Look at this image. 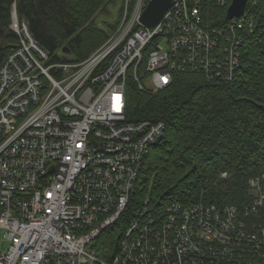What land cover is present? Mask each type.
I'll return each mask as SVG.
<instances>
[{"label":"built area","instance_id":"built-area-1","mask_svg":"<svg viewBox=\"0 0 264 264\" xmlns=\"http://www.w3.org/2000/svg\"><path fill=\"white\" fill-rule=\"evenodd\" d=\"M137 1L125 0L123 23L150 0ZM172 1L157 25L134 21L78 63L54 61L12 16L19 44L0 66V264L264 261V173L249 179L255 199L243 210L200 200L172 203L158 219L145 208L115 246L97 245L126 212L143 158L164 135L163 123L127 122L128 80L156 91L175 72L238 78L241 32L253 26L246 11L209 27L204 8L232 0Z\"/></svg>","mask_w":264,"mask_h":264},{"label":"trees","instance_id":"trees-1","mask_svg":"<svg viewBox=\"0 0 264 264\" xmlns=\"http://www.w3.org/2000/svg\"><path fill=\"white\" fill-rule=\"evenodd\" d=\"M114 1L0 0V66L19 44L10 28L13 8L54 61H67L61 56L64 46L82 61L108 39L94 15ZM227 8L205 7L207 25L226 24ZM245 11L253 26L241 32L235 82L207 81L202 72H175L169 86L154 91L128 80L127 122L163 123L165 131L143 158L126 212L103 233L98 246L117 242L145 208L160 219L172 203L190 206L203 200L239 210L253 203L248 182L264 170V0H248ZM224 171L227 178L220 177Z\"/></svg>","mask_w":264,"mask_h":264},{"label":"rangeland","instance_id":"rangeland-1","mask_svg":"<svg viewBox=\"0 0 264 264\" xmlns=\"http://www.w3.org/2000/svg\"><path fill=\"white\" fill-rule=\"evenodd\" d=\"M173 1H171V4H172ZM138 1L137 0H133V5H131L130 7H135L137 5ZM149 3V2H148ZM124 5H125V0H115L113 3H109L107 6H106V11H103V12H98L97 14L94 15V23L97 27L99 28H102L103 30H105L107 32V34L109 35L108 36V39L106 40V42H109L111 40V38L114 36V35H119L121 32L123 33L125 31V28L126 27H129L130 24H132L134 21H137L136 23V28L138 29L140 27V24L145 27V28H148L146 26H144L141 22H140V19H141V16L143 14V11L145 10V8H142V14L139 15V12H137L135 15H134V18H132V20L130 19L129 20V17L127 18L126 20V23H123L124 22V12H123V9H124ZM141 6V4L139 3V7ZM171 7V5H170ZM169 7V8H170ZM132 10V9H131ZM169 10V9H168ZM167 10V11H168ZM166 11V12H167ZM14 12H16L15 8H13V12H12V16L15 14ZM165 12V13H166ZM140 13H141V10H140ZM164 13V14H165ZM162 18V17H161ZM161 20V19H160ZM129 21V22H128ZM160 22V21H159ZM123 26V27H122ZM112 27H115V29L113 30ZM124 29V30H123ZM121 33V34H122ZM120 34V35H121ZM18 35V34H17ZM119 35V36H120ZM105 42V43H106ZM104 43V44H105ZM103 44V45H104ZM64 47H67V46H64ZM70 50V49H69ZM94 53V52H93ZM61 56H63V59H67V61H64V62H74V63H78V62H81V61H76L74 60V58L71 56V51L69 53H66V52H62L61 50ZM85 60V59H84ZM83 61V60H82ZM164 131H165V127H164ZM261 173H264V170L261 172ZM220 177L222 178L221 174H220ZM122 217V216H120ZM121 219V218H120ZM128 227V226H127ZM127 227L125 228V230L127 229ZM111 228V227H110ZM109 228V229H110ZM124 230V231H125ZM107 231V230H106ZM105 231V232H106ZM123 231V233H124ZM122 233V234H123ZM114 246L116 245V242L113 243ZM102 245L98 246L101 248Z\"/></svg>","mask_w":264,"mask_h":264},{"label":"water","instance_id":"water-1","mask_svg":"<svg viewBox=\"0 0 264 264\" xmlns=\"http://www.w3.org/2000/svg\"><path fill=\"white\" fill-rule=\"evenodd\" d=\"M172 0H150L143 11L140 22L146 27L157 25L163 14L169 9ZM248 0H232L227 8L226 19L231 20L244 14ZM16 15V12H14ZM62 52L69 53L68 47H63Z\"/></svg>","mask_w":264,"mask_h":264}]
</instances>
